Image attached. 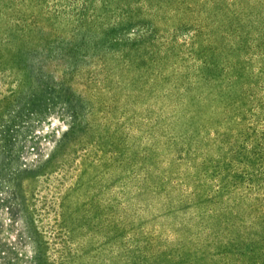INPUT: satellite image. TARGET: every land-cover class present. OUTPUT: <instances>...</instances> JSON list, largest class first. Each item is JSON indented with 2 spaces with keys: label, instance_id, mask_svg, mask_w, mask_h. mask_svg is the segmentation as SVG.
<instances>
[{
  "label": "rangeland",
  "instance_id": "obj_1",
  "mask_svg": "<svg viewBox=\"0 0 264 264\" xmlns=\"http://www.w3.org/2000/svg\"><path fill=\"white\" fill-rule=\"evenodd\" d=\"M35 1L0 0V42L31 2L56 24L46 39L33 38L39 50L19 64L24 86L0 60V124L12 126L0 140V264H264V248L249 239L236 251L200 256L189 205L196 197L227 199L236 180L256 178V145L245 141L235 156L209 159L198 178L188 168L218 129L202 133L199 117L190 126L196 140L182 131L170 153L154 135L168 113L137 96L165 81L163 99L202 94L195 75L209 68L201 58L206 49L230 53L229 33L194 11L160 15L156 0ZM250 1L238 0L234 15L245 19L251 8H241ZM165 5L160 11L171 9ZM250 31L247 50L256 54L264 24ZM234 157L244 166L238 173Z\"/></svg>",
  "mask_w": 264,
  "mask_h": 264
},
{
  "label": "trees",
  "instance_id": "obj_2",
  "mask_svg": "<svg viewBox=\"0 0 264 264\" xmlns=\"http://www.w3.org/2000/svg\"><path fill=\"white\" fill-rule=\"evenodd\" d=\"M109 1L118 3L120 0ZM237 1L156 0L160 15L176 14L179 16L180 13L193 14L194 11L203 16H210L212 24L223 28V35L229 33L228 41H231L233 47L230 53L220 54H213L211 49H206L201 59L209 69L202 70L195 75L198 77L196 81L203 89V93L196 98H188L187 102H181L178 94L169 93L170 95L163 99V94L165 95L166 92V95L168 94L167 81L160 86L153 83L147 90L137 91V96L140 97L139 103L154 102L161 107L162 112L168 113V120L163 118L156 120L157 130L154 135L158 139L156 141L165 145L170 153L184 141L185 137H181L182 131L188 136L189 143L196 140L190 137L192 131L190 126L199 120V117L200 122L197 121L195 127L201 129L202 133L210 127L215 126L214 129H218L212 135L205 136L209 138V141L205 139L208 142L207 145L205 147L199 145L200 152L196 155L195 162L188 168L198 178L204 176L200 167L206 166L209 159L222 158L225 152L235 156V151L245 141L247 145H256L257 152L254 155L257 156L258 164L251 170V172L258 173L256 178L236 180L227 199L226 195L222 194L213 201L208 200L207 197L200 199L196 197V200L194 199L189 204L194 210L195 238L196 241H201V243L194 242L192 247L197 249H192L197 252L199 250V253L202 252L200 256L207 258L224 252L236 251L239 245L247 239L264 248V50L260 49V52L256 54L247 50L252 46L251 37L255 32L250 30L258 23L264 24V0H255L252 4L251 1L245 3V5H251L243 6L241 9L247 11L251 8V13L246 16L242 12L241 15L244 14L245 17L243 20L234 15ZM199 3L202 5H198ZM165 4H168L171 9L167 11L168 8H165L160 11L159 7L163 8ZM38 6L31 2L23 18L15 20L16 26L13 33L5 36L4 41L0 42V60L5 59L6 62L3 70L10 72L14 81L19 83V87L24 86L25 78H27L25 77L27 69L24 70L19 64L27 58L28 54L39 50L37 40L33 38L46 39L50 36L48 33L56 30L53 20L50 18L43 20V16L39 18L34 10L39 9ZM199 6L202 10L198 8ZM255 8L257 10L254 11ZM106 9L107 7L104 10ZM198 10L201 11L197 12ZM109 13L110 10L107 11V14ZM236 22L240 26L232 32V26ZM258 30L260 28H256L259 38ZM111 31L113 32V29ZM3 42L5 50H1ZM226 45L227 43L224 42L223 48H227ZM138 68L141 70V66ZM188 78L186 76L183 79ZM184 80L180 87L187 83ZM139 81L140 78H137V83ZM197 102L198 105L193 106ZM198 106L199 108L205 106V108L202 107V112L200 111L199 114H193L192 111ZM201 113L203 114L200 115ZM18 115L19 112L14 118ZM170 120L174 122L167 124ZM0 127L2 128L0 140L5 142L8 140L12 126L0 124ZM163 149L165 148L160 146L157 151H163ZM231 166L235 173L244 167L242 163L236 161L235 157ZM221 197L225 200L220 199Z\"/></svg>",
  "mask_w": 264,
  "mask_h": 264
}]
</instances>
